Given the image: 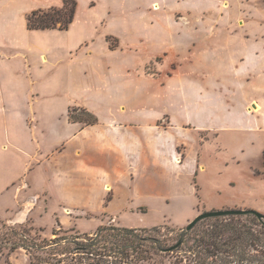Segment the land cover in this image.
Listing matches in <instances>:
<instances>
[{
    "label": "rangeland",
    "instance_id": "374dc122",
    "mask_svg": "<svg viewBox=\"0 0 264 264\" xmlns=\"http://www.w3.org/2000/svg\"><path fill=\"white\" fill-rule=\"evenodd\" d=\"M6 1L8 0H0V11L3 12L0 16H8L9 20L6 30L0 28L2 34L5 33V36H2L3 40L0 39V264H31L32 255L38 253L23 247L13 251V243L15 241L27 243L22 237L23 234H29V237L36 242L51 238L53 231L57 228V222L62 219L66 221L63 222L66 224H63L65 229H74L79 233H93L102 225L109 224L134 228L171 226L176 230L185 229L202 212L219 209H254L264 214V131L249 126V124L255 126L251 122L255 118L250 115L251 111L256 112L251 107L254 102H251L247 108L244 107L243 112L241 99L238 98V102L233 99L235 95L231 94L233 88L229 90V87L221 83L215 84L210 89L206 87L203 89L202 86L199 88L196 83V86L203 89L206 95L217 89L220 99L219 106L216 104L214 109L200 110V119L193 121L192 128H189L192 130L185 128V131L190 132H187L186 138H183L184 144L188 141V145H196L199 154L196 162L189 166L194 170L193 174L184 176L186 179L190 177L191 181L188 182V185H191H187L186 194L138 196L133 192L130 193L129 200L123 208L107 214L94 211L93 215L81 212H72V215H68L65 205H61L57 200L48 199L46 191L49 175L45 167L41 165L43 159L48 153L62 147L80 123L93 124L88 123L93 120V116L89 114L90 111L85 106L75 105V103L79 99L91 98L89 91H92V96L99 94L101 87L97 85L94 88V83L90 82V76L82 74L89 62L92 67L94 66L95 58L93 62V58L86 56V51L83 52V50L87 43L79 39L81 38L80 28H83L84 32L87 30L85 25H74L70 30L47 29L26 32L25 28L17 25L22 15L5 9L3 4ZM10 1L17 8L28 7L30 11L26 13V16L31 14V7L36 4L32 0ZM164 3L165 0H162V3L156 5L159 9L162 7L163 12ZM52 7H42V9L47 11ZM260 9L264 10V0H257L256 7L251 8V12L230 8L231 16L236 18L240 16L239 18L247 21L243 27L231 26L230 31L241 34L263 32L264 23L261 21ZM175 12L171 9L166 16L181 20L182 14ZM189 17L197 18L193 15ZM184 20L186 21V18ZM88 26L90 27L88 31L94 33L100 42L99 39L106 31V26L101 24H88ZM198 26L200 27L198 31L197 28L193 30L197 34H202V38L206 37V42L209 43L210 34L214 32L213 27L205 22ZM160 27L165 28V25ZM107 28L119 27L111 24ZM126 30L128 33L126 38L131 40L129 43H138L137 40L145 36L147 29ZM173 33H177V30H173ZM110 42L112 45H118V41L114 38H110ZM145 47H153V43L147 41ZM146 56L140 60H147ZM123 57L128 65H135L133 63L135 58ZM123 57L120 59L122 60ZM163 59V56H159L155 65L147 63V67H150L149 71L158 74ZM177 61L172 66L174 68L171 70L172 77L167 74L163 80H156L153 75L147 74L145 66H139L135 76L139 80L137 85L143 89H150L154 93L153 89L156 88V95L153 94L155 97L151 95L152 100L147 102L150 108L162 104L164 109L163 105H166L168 110L174 109L176 119L183 122L184 113H177L176 108L178 102L181 103L185 98L183 89L185 88L188 92L191 89L182 81ZM93 70L96 69L93 67ZM219 75L221 76V73ZM206 76L209 77V75ZM190 77L193 75L190 74ZM73 78H77L75 82L79 85H71ZM149 78H151V84L155 86L145 83L150 82ZM207 84L206 81L205 85ZM123 85L127 90L126 95L129 96L128 76ZM192 95L194 96L190 92V97ZM213 95L216 94L210 96ZM249 101L244 100L248 104ZM106 105L115 107L117 104L108 100ZM212 110L219 112L222 116H216L211 112ZM192 112L191 109L188 110L187 125L191 123L189 119H193ZM233 114L236 115L237 120L229 121L224 117V115L233 116ZM148 120L149 118H146L144 121ZM206 121L214 127H194L195 124L200 126ZM161 126L164 128L163 125ZM148 134L144 136L147 147L164 149L168 146V149L171 148L172 142L169 138L163 141L165 142L163 146L157 142L156 137ZM175 144L179 145V143ZM160 153L164 159L170 160L169 153ZM151 161L154 162L153 159ZM20 188L19 199L22 201L28 200L36 192L41 193V198L37 199L26 221L10 223L7 220L15 217L18 210L16 194ZM106 202H108V196ZM69 218L71 222H68ZM19 219L24 218H17ZM209 223H212V218L202 220L192 233ZM30 227L33 228L31 231Z\"/></svg>",
    "mask_w": 264,
    "mask_h": 264
},
{
    "label": "crops",
    "instance_id": "0c3cea01",
    "mask_svg": "<svg viewBox=\"0 0 264 264\" xmlns=\"http://www.w3.org/2000/svg\"><path fill=\"white\" fill-rule=\"evenodd\" d=\"M32 1L36 4L31 7V12L42 7L64 4V0ZM256 1L165 0L163 12L162 7L159 9L156 6L157 3H162V0H78L76 17L70 27L64 30H70L74 25L87 27L86 32L80 28L79 39L87 43L83 52L86 51V56L93 58V62L95 58L93 67L96 70H93L87 59L89 64L82 74L90 76L94 88L97 85L101 88L97 96H92V91H89L91 98L79 99L75 105L85 106L97 116L98 121L91 125L80 123L62 147L48 153L43 159L41 165L49 175L47 198L65 205L68 215H72V212L93 215L94 211L107 214L123 208L129 200L130 193L133 192L138 196L186 194L191 184L188 185L190 177L186 179L184 176L193 174L194 170L189 166L196 162L199 154L196 145L190 146L187 144L188 141L184 144L183 138H186V133L190 132L185 131V128L192 130L189 128H192L193 121L200 119V110L214 109L220 99L217 89L206 95L203 91L204 87L210 89L215 84L221 83L229 87V90L233 88L231 93L235 94L233 99L236 102L238 98L241 99L243 112L251 102H254L251 107L256 112L251 111L250 115L255 118L251 121L255 126L251 124L249 126L264 131V31L254 34L230 31L231 26L243 27L247 21L239 18L240 16L238 18L231 16L232 12L229 9L239 8L242 12L247 10L251 12V8L256 7ZM3 5L5 9L11 10V13L13 10L22 15L17 25L25 28L26 32L47 30L28 27V16H26L30 11L28 7L17 8L10 0ZM171 9L176 11L175 13L182 14L181 20L166 16ZM260 10L261 21L264 23V10ZM190 15L197 18L189 17ZM7 17L0 16V28L3 30L9 26ZM203 22L214 29L210 34L209 43L206 42V37L202 38V34H197L193 30L197 28L198 31L200 28L198 24ZM88 24L106 26V31L99 39L100 42L94 33L88 31L90 30ZM111 24L119 28L108 29ZM161 25H165V28L160 27ZM131 28L134 30L145 28L148 31L146 30L145 36L137 40L138 43H129L131 40L126 38L128 34L126 29ZM173 30H177V33L174 34ZM3 35L5 36V33L2 34L0 31L1 40ZM110 38L116 39L118 45H112ZM147 41L152 42L153 47H145ZM123 56L135 58L133 61L135 65H128ZM144 56L147 60H140ZM159 56L164 57L160 72L152 73L147 63L155 65ZM120 57H123L122 60ZM175 61L178 62L182 81L194 94L190 97V92L183 89L185 98L181 103L178 102L176 108L177 113H184L183 122H179L174 109L168 110L166 105H163L164 109L162 104L150 108L147 102L152 100L151 95H156V88L153 89L154 93L150 89H143L137 85L139 80L135 76L139 66H145L147 74L153 75L156 80H163L167 74L172 77L171 70L174 69L172 66ZM113 67L115 68L112 69ZM190 74L193 77H190ZM72 76L75 77L74 74ZM126 76L130 82L129 96L126 95L127 90L123 85ZM76 79L73 78L71 85H79L75 82ZM148 81L150 82L145 83L155 86L151 84V78ZM206 81L207 85H205ZM196 83L203 89H199ZM94 88L93 90H96ZM211 94L216 95L210 96ZM242 98L251 101L248 104ZM108 100L117 105L107 107ZM190 109L193 111L191 117L194 116L193 119H189L190 125H187ZM102 111L107 114L103 115ZM211 112L218 117L222 116L217 111ZM224 117L229 121L237 120L234 114ZM146 118L149 120L144 121ZM194 127H214V125L206 121L205 124L200 126L195 124ZM146 133L156 137L157 142L163 146L165 145L163 141L169 138L172 142L171 148L147 147V142L144 141ZM173 141L179 145L177 146ZM160 152L169 153L170 160L164 159ZM152 159L154 162L151 161ZM20 192L21 188L16 194L18 208L16 216L7 220L10 223L26 221L37 199L41 198V193L36 192L28 200L22 201L19 199ZM107 196L108 202H106ZM21 217L24 219L17 220ZM68 220L71 222V218ZM60 222L63 225L66 221L62 219Z\"/></svg>",
    "mask_w": 264,
    "mask_h": 264
},
{
    "label": "trees",
    "instance_id": "16d2710c",
    "mask_svg": "<svg viewBox=\"0 0 264 264\" xmlns=\"http://www.w3.org/2000/svg\"><path fill=\"white\" fill-rule=\"evenodd\" d=\"M77 7L78 0H64L59 8L35 9L28 16V27L68 29ZM89 114L93 120L88 123L98 121ZM208 218L212 223L195 233L202 220L190 230L109 224L93 233L65 229L58 221L53 237L36 242L23 234L27 243L15 241L12 250H35L38 254L32 255L31 264H264V220L254 213Z\"/></svg>",
    "mask_w": 264,
    "mask_h": 264
},
{
    "label": "water",
    "instance_id": "95a60500",
    "mask_svg": "<svg viewBox=\"0 0 264 264\" xmlns=\"http://www.w3.org/2000/svg\"><path fill=\"white\" fill-rule=\"evenodd\" d=\"M248 213H254L260 220H264V214L254 209H236V208L219 209V210L202 212L187 225L186 229L187 230L192 229L198 222L208 217L227 216L231 214H248Z\"/></svg>",
    "mask_w": 264,
    "mask_h": 264
}]
</instances>
